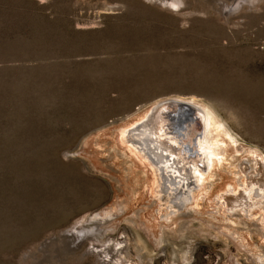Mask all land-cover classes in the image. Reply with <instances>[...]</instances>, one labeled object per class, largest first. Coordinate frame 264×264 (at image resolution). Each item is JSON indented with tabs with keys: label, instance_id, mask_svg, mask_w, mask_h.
Here are the masks:
<instances>
[{
	"label": "rangeland",
	"instance_id": "1",
	"mask_svg": "<svg viewBox=\"0 0 264 264\" xmlns=\"http://www.w3.org/2000/svg\"><path fill=\"white\" fill-rule=\"evenodd\" d=\"M239 1L0 0V264H264V205L229 206L264 159V0ZM167 99L231 131L174 214L120 140Z\"/></svg>",
	"mask_w": 264,
	"mask_h": 264
},
{
	"label": "bare ground",
	"instance_id": "2",
	"mask_svg": "<svg viewBox=\"0 0 264 264\" xmlns=\"http://www.w3.org/2000/svg\"><path fill=\"white\" fill-rule=\"evenodd\" d=\"M167 1H168V5L171 8H173L172 10L180 9V7L183 3V0H167ZM253 1L254 0H251V3H250L248 0V2L250 4H252ZM240 2L241 3L247 2V0H240L239 3ZM231 4H233V3H231ZM235 4L236 3H234V6H232V10L235 7H237L238 2L236 4V6H235ZM221 7H222L223 11L227 14L228 12H227L226 5L224 4ZM238 11H239V9H238ZM99 99H100V97H99ZM181 101L189 102V103L195 105L203 115L202 117H203V121H204V135H203L202 141L200 142L199 150H200V153L202 154V156L204 158L202 160L204 162L203 163L204 168L199 166L197 163H192L191 166L186 165L184 160L179 155H176V159H175L174 156L172 155L173 152L171 151V149L163 146L162 143H160V136L158 133V128L161 127V124L164 122V120L162 119V116L157 115L158 111L155 110L156 108L155 109L153 108L154 109L153 112L151 110L149 113H147L146 116L141 121H139V123H137L133 127H129L127 129H122L121 133H120L121 142L124 144H127L132 152L138 154L144 161H146L152 167V169L154 171V176H155V180L153 183V190H155V193L157 194L159 199H162L165 201V205L170 210L171 214L175 213V208L181 210L183 207L186 206V204H188L191 201V199L193 198V195H194V191H196L202 183V180L204 177L203 171L211 168V165L215 161L216 157L218 158V161H220L221 157H219V156L225 154V149L222 145V143L224 141L223 135H230L231 134V131L228 128L226 122L221 117H219L217 115V113L208 105H202V104H199L193 100H187L186 101L185 99H183ZM160 102H162V101H160ZM160 102L156 103L154 107H156ZM168 153H170V154L172 153V154L169 155ZM263 160L261 161L260 164H258L256 166L255 169H256L257 174L250 178L249 184L245 189L246 194L237 196L236 198H230L229 206H230L231 210H234L237 207H243L245 209L246 207H250V206H255V205L262 206V205H264V161ZM230 166L232 167V165H230ZM226 167H228V166H226ZM221 168H222V166H221ZM244 171H245V169H244ZM159 193H161V195ZM136 212H138V211H136ZM243 223H244V221H243ZM87 232H89V230ZM91 232H93V231H91ZM99 232H98V234H99ZM91 235H92V233H91ZM81 240H82V238H80L79 242ZM107 246H109V245H107ZM118 246H120V245L117 243L116 247H118ZM142 246H144V245H142ZM143 248H142V250H143ZM116 250H118V249H116ZM139 250H140V248H139ZM187 250H186V252H187ZM182 251L184 253V249H182ZM103 253H105L106 255L108 254L106 248L103 249ZM117 253H118V251H117ZM175 253L176 252H174V254Z\"/></svg>",
	"mask_w": 264,
	"mask_h": 264
},
{
	"label": "water",
	"instance_id": "3",
	"mask_svg": "<svg viewBox=\"0 0 264 264\" xmlns=\"http://www.w3.org/2000/svg\"><path fill=\"white\" fill-rule=\"evenodd\" d=\"M157 106L153 108H156L157 115L162 116L164 120L158 128L160 143L171 149L175 159L176 155H179L186 165L197 163L203 167L204 158L199 146L204 135V121L199 109L178 99H167Z\"/></svg>",
	"mask_w": 264,
	"mask_h": 264
}]
</instances>
